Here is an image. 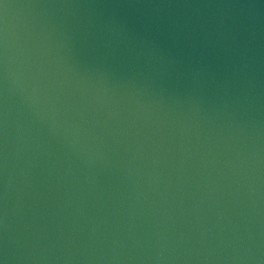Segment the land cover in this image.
Here are the masks:
<instances>
[{
    "label": "water",
    "instance_id": "obj_1",
    "mask_svg": "<svg viewBox=\"0 0 264 264\" xmlns=\"http://www.w3.org/2000/svg\"><path fill=\"white\" fill-rule=\"evenodd\" d=\"M0 264H264V0H0Z\"/></svg>",
    "mask_w": 264,
    "mask_h": 264
}]
</instances>
